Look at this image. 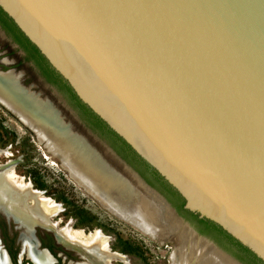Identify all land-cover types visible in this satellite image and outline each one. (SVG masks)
<instances>
[{"label": "water", "instance_id": "water-1", "mask_svg": "<svg viewBox=\"0 0 264 264\" xmlns=\"http://www.w3.org/2000/svg\"><path fill=\"white\" fill-rule=\"evenodd\" d=\"M0 9L184 213L264 264V0H0Z\"/></svg>", "mask_w": 264, "mask_h": 264}, {"label": "rangeland", "instance_id": "rangeland-1", "mask_svg": "<svg viewBox=\"0 0 264 264\" xmlns=\"http://www.w3.org/2000/svg\"><path fill=\"white\" fill-rule=\"evenodd\" d=\"M17 46L9 35L3 34L0 28V71H11L18 75L20 85L24 89L27 88L29 94L36 96L40 101H49L51 106L58 110L59 120H62L61 123L67 126L72 135L83 139L105 164L109 165V168L123 176L139 192L158 203L157 200H161L159 194L155 191L148 192L147 187L143 185L144 183H140V179L135 173L132 170H129V173L107 151L106 146L112 147L107 134L104 135L99 127L92 126L82 115L80 108L70 100L66 90L59 84L48 82L43 77L41 68L35 64V60L29 58L28 55L26 59L21 48ZM48 142L46 138H41L33 128L0 102V149L8 151V154L0 153V165L9 160L14 161V171L18 176L39 190L43 196H47L59 204V211L50 216V221H57L55 223L58 227L66 226L70 229H79L87 234L99 230L108 238L109 249L121 255L113 257L111 264H171L170 254L178 246L176 234V237L173 235L167 241L161 242L112 213L72 176L65 165L64 153L59 154L52 150ZM130 166L132 167V165ZM157 190L169 200L168 195L162 189L157 188ZM25 202L27 203L24 204L28 207L29 201L25 200ZM172 206L176 208L174 204ZM178 212L192 225L193 231L196 229L211 240L204 237L208 244L232 259L236 260L235 258H237L246 264L241 258L242 252L235 246L230 245L223 237L217 238L218 236L214 233L198 225L187 213ZM15 225L0 214V249L7 251L10 248L15 264H33L22 245L23 228L16 229ZM32 231L35 238H38L37 241H40V246L37 247L48 250L46 252L54 259L53 264H76L86 261L75 249L61 243L54 233L55 239L52 234L54 229L46 224L35 223L32 226ZM18 237H20V241H18ZM6 255L8 256L7 253ZM9 261L11 264L10 258Z\"/></svg>", "mask_w": 264, "mask_h": 264}, {"label": "bare ground", "instance_id": "bare-ground-1", "mask_svg": "<svg viewBox=\"0 0 264 264\" xmlns=\"http://www.w3.org/2000/svg\"><path fill=\"white\" fill-rule=\"evenodd\" d=\"M17 76L10 72L0 74V101L41 138H46L52 150L64 153L65 165L72 176L112 213L161 242L176 234L178 246L170 254L171 264H240L208 244L204 237L197 236L162 198L158 203L149 199L109 168L83 139L72 135L61 123L58 110L49 101H40L29 94ZM0 153L8 154V151L0 149ZM14 165L12 160L0 165V210L23 226L22 245L33 264H53L54 261L46 250L37 247L38 241L32 231L35 223L53 228L61 243L75 249L86 260L76 264H111L113 257L121 256L109 249L108 238L99 230L87 234L79 229L58 227L57 221H50V216L59 211V204L18 176ZM140 183L143 184L141 179ZM143 185L148 192H153ZM25 200L30 203L28 207ZM9 263L5 251L0 249V264Z\"/></svg>", "mask_w": 264, "mask_h": 264}, {"label": "trees", "instance_id": "trees-1", "mask_svg": "<svg viewBox=\"0 0 264 264\" xmlns=\"http://www.w3.org/2000/svg\"><path fill=\"white\" fill-rule=\"evenodd\" d=\"M0 22L9 32V34L23 47L28 57L35 60L36 64L41 68L45 77L49 81L59 84L66 90L70 100L80 108V111L82 112V115L85 117V119L92 126L99 127L101 131H103L102 133L104 135L107 134L106 136L112 143V147L120 155H122V157L127 160V162L130 163L150 185L162 189V191H164L168 195L169 201L172 202V204H174L179 211H183L182 201L177 193L173 191L154 170L150 169L145 162L137 157V155L132 152V150L119 137H117L110 129H108L107 126L97 116H95L83 103H81V101L72 92L66 82L49 66L47 61L38 52L35 46L29 42V40L19 31V29L1 9ZM187 214L190 215L198 225L205 227L206 230L208 229V231L218 236L217 238L223 237V239L228 241L230 245L235 246L238 250H240L242 252L241 258L246 264H262L251 253H249L248 250L234 241L219 227L207 220L198 219L196 215H193L191 213ZM13 258V264H15Z\"/></svg>", "mask_w": 264, "mask_h": 264}, {"label": "flooded vegetation", "instance_id": "flooded-vegetation-1", "mask_svg": "<svg viewBox=\"0 0 264 264\" xmlns=\"http://www.w3.org/2000/svg\"><path fill=\"white\" fill-rule=\"evenodd\" d=\"M0 28L2 29V32L4 35H9L10 38L14 41V43L16 44V46L18 45L19 48H21L22 50V53L24 54V57L27 59V54H26V51L23 49V47L9 34V32L5 29V27L3 26V24L0 22ZM17 46V47H18ZM35 63V62H34ZM36 64V63H35ZM43 77L48 81L50 82L44 74H42ZM113 148V147H112ZM114 149V148H113ZM115 150V149H114ZM116 151V150H115ZM117 152V151H116ZM118 153V152H117ZM119 154V153H118ZM120 155V154H119ZM122 157V155H120ZM123 158V157H122ZM6 251V250H5ZM7 254H8V257L10 258V260L12 261L11 264H13V260L12 258L14 257V255L12 254V251L10 250V248L7 249ZM14 259V258H13ZM14 262H15V259H14Z\"/></svg>", "mask_w": 264, "mask_h": 264}, {"label": "crops", "instance_id": "crops-1", "mask_svg": "<svg viewBox=\"0 0 264 264\" xmlns=\"http://www.w3.org/2000/svg\"><path fill=\"white\" fill-rule=\"evenodd\" d=\"M13 73V72H11V71H5V72H3V71H0V74H6V73ZM14 74V73H13ZM3 105H5L7 108H9L7 105H6V103L5 102H3L2 100L0 101ZM10 109V108H9ZM11 110V109H10Z\"/></svg>", "mask_w": 264, "mask_h": 264}]
</instances>
